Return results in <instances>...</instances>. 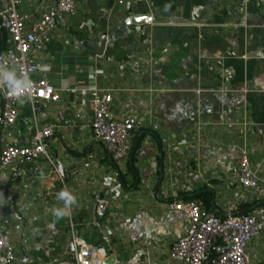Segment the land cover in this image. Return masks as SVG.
Here are the masks:
<instances>
[{
  "label": "crops",
  "instance_id": "0c3cea01",
  "mask_svg": "<svg viewBox=\"0 0 264 264\" xmlns=\"http://www.w3.org/2000/svg\"><path fill=\"white\" fill-rule=\"evenodd\" d=\"M21 2L28 29L56 0ZM134 15L150 20L122 25ZM2 36L4 46L9 37ZM40 56L35 74L47 73L59 100L17 102L15 124L0 128V149L29 146L36 127L53 126L48 151L64 175L51 180L52 165L42 158L16 160L0 173V228L14 250L11 264H56L71 229L100 243L109 264H173L170 247L190 226L170 209L174 199L264 223V0H75ZM95 87L111 94L116 117L137 120L136 149L121 161L93 139L87 95ZM243 148L260 178L257 190L240 186ZM63 188L77 204L57 223L51 209ZM96 194L109 200L99 229L91 224ZM248 257L264 264V230L249 242Z\"/></svg>",
  "mask_w": 264,
  "mask_h": 264
},
{
  "label": "built area",
  "instance_id": "2783aa9c",
  "mask_svg": "<svg viewBox=\"0 0 264 264\" xmlns=\"http://www.w3.org/2000/svg\"><path fill=\"white\" fill-rule=\"evenodd\" d=\"M21 0H0V32L9 37L8 44L2 45L0 33V64L16 66L33 82L26 94H30L31 105H41L59 100L58 90L50 83L48 75L36 72L44 61L40 56L50 40V32L59 16L70 14L75 9V0H56L49 10L26 29L24 17L19 11ZM33 53V54H32ZM77 90V87H75ZM112 96L99 87L89 90L87 106L92 112L91 129L93 139L100 143L107 156L114 161L128 158L133 149L131 141L137 120L132 115L116 117L111 108ZM17 101L12 96L0 93V128H11L17 118ZM50 125L36 127L29 146L8 145L0 149V173L14 161L33 163L40 158L52 165L51 180L64 175L63 165L55 162L48 151L47 141L54 135ZM239 183L243 190H257L260 178L252 168L248 152L241 150L239 160ZM172 210L183 213L190 226L185 235L174 241L169 258L173 264H249L248 244L264 230V223L248 213H228L220 217L205 212L193 200L174 199L169 203ZM109 200L106 196H94V219L92 226L101 227L107 214ZM235 207L231 209L234 212ZM108 252L100 243H88L71 229L70 239L56 264H106ZM15 260L14 250L7 231L0 228V264H11ZM26 256L20 259L26 263Z\"/></svg>",
  "mask_w": 264,
  "mask_h": 264
},
{
  "label": "clouds",
  "instance_id": "9594fccd",
  "mask_svg": "<svg viewBox=\"0 0 264 264\" xmlns=\"http://www.w3.org/2000/svg\"><path fill=\"white\" fill-rule=\"evenodd\" d=\"M170 6L165 5V10ZM33 86L31 79L23 74L22 69L16 66H8L6 64H0V93L6 96H12L21 105L29 103L32 99L30 94H26ZM5 177L0 176V179ZM3 193L0 192V197H3ZM56 200L59 206H54L51 209V215L54 218V222H59L64 218L71 216V212L74 206L77 204V197L69 191L67 188H63L56 193ZM4 206L0 204V207ZM33 235L40 233L39 228H34Z\"/></svg>",
  "mask_w": 264,
  "mask_h": 264
},
{
  "label": "water",
  "instance_id": "95a60500",
  "mask_svg": "<svg viewBox=\"0 0 264 264\" xmlns=\"http://www.w3.org/2000/svg\"><path fill=\"white\" fill-rule=\"evenodd\" d=\"M150 20V17L147 15V16H140V15H134V16H131L127 19H125L123 22H122V25H126V24H133V25H137V26H140V25H145L149 22ZM105 42L106 41H102L101 43V48L99 49L98 52H100L99 54H101L103 48H104V45H105ZM93 52H96V51H93ZM112 258V257H111ZM111 258H109L107 261H106V264H109L111 262Z\"/></svg>",
  "mask_w": 264,
  "mask_h": 264
},
{
  "label": "trees",
  "instance_id": "16d2710c",
  "mask_svg": "<svg viewBox=\"0 0 264 264\" xmlns=\"http://www.w3.org/2000/svg\"><path fill=\"white\" fill-rule=\"evenodd\" d=\"M3 34V33H2ZM1 49H3V44L1 45ZM135 149H136V147H133V151H135ZM126 176V175H125ZM119 177H120V180L123 182L124 181V179H123V177H124V175H122V174H119ZM124 185H125V182H124ZM133 185H130V187H132Z\"/></svg>",
  "mask_w": 264,
  "mask_h": 264
},
{
  "label": "rangeland",
  "instance_id": "374dc122",
  "mask_svg": "<svg viewBox=\"0 0 264 264\" xmlns=\"http://www.w3.org/2000/svg\"><path fill=\"white\" fill-rule=\"evenodd\" d=\"M130 189V188H129Z\"/></svg>",
  "mask_w": 264,
  "mask_h": 264
}]
</instances>
